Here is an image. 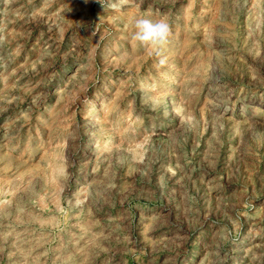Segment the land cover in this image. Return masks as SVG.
Masks as SVG:
<instances>
[{
    "label": "rangeland",
    "instance_id": "1",
    "mask_svg": "<svg viewBox=\"0 0 264 264\" xmlns=\"http://www.w3.org/2000/svg\"><path fill=\"white\" fill-rule=\"evenodd\" d=\"M0 264H264V0H0Z\"/></svg>",
    "mask_w": 264,
    "mask_h": 264
},
{
    "label": "clouds",
    "instance_id": "2",
    "mask_svg": "<svg viewBox=\"0 0 264 264\" xmlns=\"http://www.w3.org/2000/svg\"><path fill=\"white\" fill-rule=\"evenodd\" d=\"M132 29L128 38L131 49L151 51L158 63L163 65L166 62L165 51L172 35L170 22L164 17L152 19L136 16L132 19ZM128 55L127 52L122 53V57Z\"/></svg>",
    "mask_w": 264,
    "mask_h": 264
},
{
    "label": "bare ground",
    "instance_id": "3",
    "mask_svg": "<svg viewBox=\"0 0 264 264\" xmlns=\"http://www.w3.org/2000/svg\"><path fill=\"white\" fill-rule=\"evenodd\" d=\"M89 115V114H88Z\"/></svg>",
    "mask_w": 264,
    "mask_h": 264
}]
</instances>
